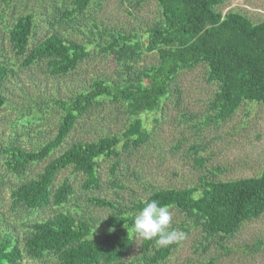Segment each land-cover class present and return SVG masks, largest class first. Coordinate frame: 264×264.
Listing matches in <instances>:
<instances>
[{"label": "rangeland", "instance_id": "374dc122", "mask_svg": "<svg viewBox=\"0 0 264 264\" xmlns=\"http://www.w3.org/2000/svg\"><path fill=\"white\" fill-rule=\"evenodd\" d=\"M71 0H0V62L8 69L0 84V217L23 249V264H59L51 253L34 258L25 252V236L35 222L65 211L91 222L92 238L102 237L109 229L105 220L118 211L99 207L90 197L100 196L119 206L131 207L157 189L195 188L200 191L208 182L257 177L264 170V103H242L230 116L220 117L213 99L220 84L208 78L207 65L197 63L183 69L170 85V93L156 113L130 115L124 102L98 98L79 117L65 142L43 161L32 163L17 173L5 163L2 148L20 146L34 149L53 139L64 110L55 100L70 101L88 90L97 79L109 84L134 79L144 68L156 66L158 54L143 53L140 58H122L102 51L112 42L113 32L132 37L143 36L160 17L157 0H92L74 21L59 22L57 17L71 7ZM218 9L224 14L234 10L252 22L264 21V0H222ZM34 11L41 26L30 40L29 50L49 32H59L66 39L86 44L89 55L74 70L52 74L48 59L23 66V57L15 53L6 29L16 16ZM57 23V26H56ZM60 23V24H59ZM42 107L40 119L27 118ZM146 124L148 137L141 145L120 146V156H103L98 160L101 187L83 190L85 175L73 166L62 169L54 187L68 180L73 194L62 205L33 210L14 206L12 190L21 182L36 177L44 166L75 142L97 141L100 137L121 134L134 118ZM29 119V120H28ZM172 227L185 238L172 244L171 254L152 262L151 252L135 243L126 261L137 264H264V213L246 220L229 234H206L188 212L170 207ZM4 229V227H3Z\"/></svg>", "mask_w": 264, "mask_h": 264}, {"label": "trees", "instance_id": "16d2710c", "mask_svg": "<svg viewBox=\"0 0 264 264\" xmlns=\"http://www.w3.org/2000/svg\"><path fill=\"white\" fill-rule=\"evenodd\" d=\"M221 1L157 0L160 17L145 35L132 37L131 41L126 34L113 32L114 40L103 44L102 51L136 59L154 51L158 54V64L144 68L134 79L109 84L100 78L70 101L55 100L64 110L55 137L29 150L16 145L3 147L7 167L21 173L32 163L46 160L65 142L80 115L98 98L124 102L130 115L158 112L178 72L197 63H205L208 78L220 84L213 99L220 117L232 115L244 102L264 103V21L254 23L234 10L224 14L218 9ZM91 2L71 0L72 6L58 16L57 21H74ZM40 26L39 16L31 11L16 16L6 29L15 53L23 57V66L29 67L46 58L52 74H64L77 68L89 55L85 43L66 39L57 31L46 34L29 50L30 40ZM7 74L8 69L0 62V84ZM3 104L4 98L0 96V106ZM41 116L42 107H39L27 118L40 119ZM147 137L146 124L136 117L121 134L70 144L36 177L12 190L13 205L37 210L67 202L74 192L73 185L65 180L54 187V182L57 174L69 166L85 175L83 190L99 189L102 183L99 158L120 156L121 145L124 148L132 143L141 145ZM153 200L191 213L206 234H229L244 221L264 213V170L257 177L208 182L200 191L157 189L131 207L119 206L105 197H90L93 204L118 211L105 220L109 230L102 237H91L94 233L91 222L60 211L34 223L32 231L25 236V252L39 259L53 253L59 264H137L125 260L137 237L132 231L133 217L146 202ZM152 243L142 240L143 250L149 251ZM172 248L173 245L153 249L151 261L166 259ZM23 255L16 236L5 228L0 217V264H23Z\"/></svg>", "mask_w": 264, "mask_h": 264}, {"label": "clouds", "instance_id": "9594fccd", "mask_svg": "<svg viewBox=\"0 0 264 264\" xmlns=\"http://www.w3.org/2000/svg\"><path fill=\"white\" fill-rule=\"evenodd\" d=\"M173 219L168 205L146 202L133 217L132 231L139 239L154 241L156 247H168L185 238L183 231L172 227Z\"/></svg>", "mask_w": 264, "mask_h": 264}]
</instances>
